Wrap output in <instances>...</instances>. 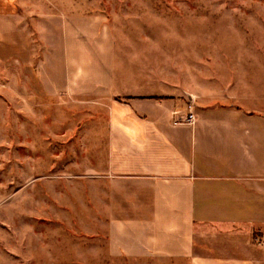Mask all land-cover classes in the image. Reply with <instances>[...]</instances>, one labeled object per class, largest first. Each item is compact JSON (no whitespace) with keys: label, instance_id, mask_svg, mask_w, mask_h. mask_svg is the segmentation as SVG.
I'll return each instance as SVG.
<instances>
[{"label":"crops","instance_id":"0c3cea01","mask_svg":"<svg viewBox=\"0 0 264 264\" xmlns=\"http://www.w3.org/2000/svg\"><path fill=\"white\" fill-rule=\"evenodd\" d=\"M22 20L50 94L103 99L102 201L113 255L156 264H264V120L195 104L130 42L72 0H0ZM25 9V10H24ZM28 11V12H27ZM18 20V19H17ZM145 47V49H144ZM188 102L194 125H173Z\"/></svg>","mask_w":264,"mask_h":264},{"label":"rangeland","instance_id":"374dc122","mask_svg":"<svg viewBox=\"0 0 264 264\" xmlns=\"http://www.w3.org/2000/svg\"><path fill=\"white\" fill-rule=\"evenodd\" d=\"M72 1L152 41L195 104L264 120V0ZM25 17L0 5V264H154L110 252L106 103L49 93Z\"/></svg>","mask_w":264,"mask_h":264},{"label":"built area","instance_id":"2783aa9c","mask_svg":"<svg viewBox=\"0 0 264 264\" xmlns=\"http://www.w3.org/2000/svg\"><path fill=\"white\" fill-rule=\"evenodd\" d=\"M196 116H195V110L194 105L192 102H188L185 107V113L183 116L179 119H176L173 122V125H188L192 126L195 122Z\"/></svg>","mask_w":264,"mask_h":264}]
</instances>
